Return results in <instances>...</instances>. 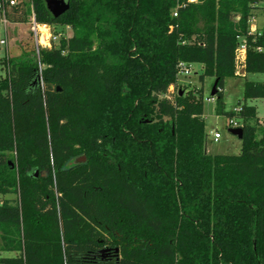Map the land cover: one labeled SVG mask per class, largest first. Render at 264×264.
I'll use <instances>...</instances> for the list:
<instances>
[{
    "label": "trees",
    "instance_id": "16d2710c",
    "mask_svg": "<svg viewBox=\"0 0 264 264\" xmlns=\"http://www.w3.org/2000/svg\"><path fill=\"white\" fill-rule=\"evenodd\" d=\"M67 1L53 17L0 0L8 23L71 30L1 59L0 196L15 198L0 200V264H264V125L246 104L264 82L243 83L238 112L223 102L238 36L244 73L264 74V32L247 36L262 0ZM179 64L216 81L237 154L205 152Z\"/></svg>",
    "mask_w": 264,
    "mask_h": 264
},
{
    "label": "rangeland",
    "instance_id": "374dc122",
    "mask_svg": "<svg viewBox=\"0 0 264 264\" xmlns=\"http://www.w3.org/2000/svg\"><path fill=\"white\" fill-rule=\"evenodd\" d=\"M264 7V0L259 4ZM255 12V25L264 32V13L261 10ZM253 27V26H252ZM55 32L61 36L68 38L71 36V30L67 27L55 28ZM4 41V45H0V78L4 76L2 66V58L5 56L13 57L20 51H28L34 46V38L30 30L29 22L23 24L8 23L4 26L0 22V41ZM35 47V46H34ZM236 65V66H235ZM201 71L199 65H192V72L188 76L182 74L177 75V85L181 87L184 93L191 92L192 95L198 97V91L201 89L202 95V116L204 118V150L210 155H234L239 152L240 141L228 133V121L223 116L215 113V97L214 101H210V91L214 82L213 78H205L202 83L198 82L197 76ZM245 81L264 82V74H245L244 66L234 63V78L225 81L223 88V102L225 110H232L238 102L242 101L243 83ZM246 103L251 105L257 111V116L264 117V99L247 100ZM8 118L6 114L0 117L4 121ZM258 118V117H257ZM261 119L258 118V122ZM217 132L220 136L217 142L212 141V133ZM12 195L0 196L2 199H14ZM11 254L0 252V256H9Z\"/></svg>",
    "mask_w": 264,
    "mask_h": 264
},
{
    "label": "built area",
    "instance_id": "2783aa9c",
    "mask_svg": "<svg viewBox=\"0 0 264 264\" xmlns=\"http://www.w3.org/2000/svg\"><path fill=\"white\" fill-rule=\"evenodd\" d=\"M9 6L14 7L19 0H5ZM193 1V0H189ZM258 10H261L264 13V7H260ZM255 14V13H254ZM175 16V14H172ZM0 22L5 28V25L7 24L5 18H4V11H3V6L0 4ZM29 25H30V30L34 38V46L36 49V52L40 48L50 50L52 48H56L59 43V38L61 37L60 34H57L55 32V27L47 24H38L34 20V15L31 13L30 18H29ZM255 15L250 17L248 19V30H247V36H255V37H260L262 35L261 29H258L255 24ZM253 26V27H252ZM4 41H0V45H4ZM246 51H247V40L245 36H238L237 37V45L235 48V53H234V63L235 64H242L244 66V61L246 57ZM257 51L261 52L264 51V47L262 48H257ZM236 66V65H235ZM192 72V65H184V64H179L178 65V75L182 74L183 76H188ZM173 91L172 87L169 88L168 93H171ZM214 97H210V101L213 100ZM233 112H238L239 108H233ZM264 118L259 120L258 124L263 127L264 125ZM232 125V128H236V123L234 121L229 122ZM220 136L217 132L212 133V141L217 142L219 140Z\"/></svg>",
    "mask_w": 264,
    "mask_h": 264
},
{
    "label": "water",
    "instance_id": "95a60500",
    "mask_svg": "<svg viewBox=\"0 0 264 264\" xmlns=\"http://www.w3.org/2000/svg\"><path fill=\"white\" fill-rule=\"evenodd\" d=\"M45 6L47 11L53 16L57 17L64 12L67 11L68 9V1L67 0H44ZM217 88H216V81L213 82L211 91H210V97H215L217 93ZM228 133L234 137H236L239 141L242 138V130L240 128H230L228 129ZM84 162V157H79L74 160L75 164L82 163ZM38 175L37 172L34 173V177ZM41 176H45L46 172L40 173ZM108 252V249H103L99 252L100 259L104 258L105 253ZM115 253H117V249L114 250Z\"/></svg>",
    "mask_w": 264,
    "mask_h": 264
},
{
    "label": "crops",
    "instance_id": "0c3cea01",
    "mask_svg": "<svg viewBox=\"0 0 264 264\" xmlns=\"http://www.w3.org/2000/svg\"><path fill=\"white\" fill-rule=\"evenodd\" d=\"M256 82H259V81H256ZM247 104V103H246ZM256 116H257V111H256ZM259 119H263L264 117H259L257 116Z\"/></svg>",
    "mask_w": 264,
    "mask_h": 264
}]
</instances>
